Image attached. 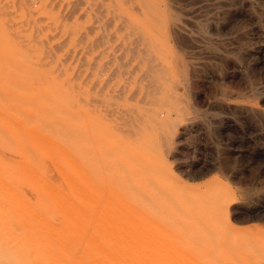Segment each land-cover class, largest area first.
I'll return each mask as SVG.
<instances>
[{
    "label": "rangeland",
    "instance_id": "rangeland-1",
    "mask_svg": "<svg viewBox=\"0 0 264 264\" xmlns=\"http://www.w3.org/2000/svg\"><path fill=\"white\" fill-rule=\"evenodd\" d=\"M2 1L10 3L12 0ZM64 1L60 0L59 2ZM160 4L159 13L163 15H157L153 37L166 44L165 52L159 51L160 54L155 50L154 53L145 56L124 51L121 60L115 61L110 64L111 66L107 65V68L110 69L113 67L112 65L116 67L117 64H126L125 69L134 70V74H131L132 77L129 76L131 78L128 77L129 81L127 80L128 83L131 79L133 82L131 81L130 86H127L131 88L132 92L136 91L137 96L132 101L127 100L126 103H124V99L123 101L118 100V103L113 99L112 102L119 104L120 107L138 110L141 115L140 126L142 129L144 124L155 127L157 125L158 129L151 128L152 142L156 141L154 142L156 153L155 156L154 154L152 156L155 158L154 162L162 164L160 163L159 166L155 164L156 162L152 164L161 170L151 164L148 165L151 169L143 166L142 161L145 160V157H149L144 154L146 150V146H143L146 145L144 133L141 132L142 130L138 131L137 135H134L135 137L127 132L124 133L122 129L125 128L122 126V120H120L121 122L117 121V115L106 116L108 121H105L108 123L105 122V124H108L112 131H115L117 127H122L121 130L118 129L120 133L116 131L118 137L116 136L117 138L115 137L114 140L120 150L115 148L112 151V157L108 152H102V155L106 156L104 157L106 158L104 167L101 168L102 172H98L100 171L98 166L91 164L94 162L97 165V161L93 159L97 160L98 158L92 156L98 157L99 154L96 153L97 148H93L94 144L91 142L93 134L88 121L86 122L89 125L86 124V127H89L91 133L85 128L87 131L85 134H87L84 136L86 138L78 137L79 132H77L78 138L75 141L79 145V142L84 139L83 143L87 145H84L87 150L83 152V155L86 153L85 156H80L81 154H78L77 150L73 153L74 149L70 147L69 142H67L69 144L67 146L66 141L77 124L79 125L80 120L86 118L90 121L92 107H88L86 101L89 102L92 98L93 83L96 80L99 82L98 78L105 75L101 73L103 76H100L98 73V76H94L95 60L100 66L103 61L111 62L112 60V57L108 56L111 55L112 49H106L107 53L108 50H111L106 56L109 57V60H105L106 57L102 54L104 51H101L104 59L101 58L103 61L99 63L101 60L97 55L100 51L96 52L97 46L103 44L106 45H102L105 48H112L111 44L115 40L119 45L123 41L129 48H141L142 41L140 40L143 38L138 33H131L126 28L122 31H115L116 23L110 24V28L107 26L109 28L107 31L106 27V29L102 27L104 19L101 17L99 22L103 19L101 27L105 29V33L96 25L98 21L94 20L96 23L90 25L93 26V29L89 35L87 30V36L78 39L71 32L76 29L78 23L80 24V20L83 22V18H80L76 25L74 24L75 17L71 21L60 20L58 17L61 16L63 10H60L59 7L53 10L52 19L47 15L46 29L43 32L45 39L47 38L44 51L46 61L44 59L38 63V59L34 56L31 59L34 64V66L32 64V68L44 74L42 106L47 110L50 108L48 112L43 108L42 113L48 120L44 119L45 117L38 120L32 116L34 121L32 125L37 124L39 129L51 134L49 144L45 146L46 149L44 146L37 148L34 140L31 141L32 150L33 148L37 150H33L34 153L36 152L35 156H38L36 158L40 166L37 165L41 171L43 169L42 172L46 177L49 176L50 180L47 178L49 182L54 187L65 191L64 193L71 199L75 194L70 189L69 180H73L77 184L80 182L85 184L81 186H84L86 196L90 201L88 199L85 203L79 201V204L77 200L78 205L83 206L82 210H85L78 215L80 217H77L76 221L81 230L80 233L77 227L78 240L81 244L79 247L82 248V251L84 249L83 252L89 256L87 258L90 261L96 263H135L136 261V263L146 264H264V0H161ZM95 13H92L93 17L97 16H94ZM90 19H93L92 16ZM90 19L85 20L84 18V21H89L91 24V21H94H90ZM83 23H81V31L85 26ZM96 28L102 31L99 30V32ZM11 32L9 31V33ZM101 32L104 36L109 34L108 37L103 38ZM96 34L101 38L102 43L98 37V40L95 38ZM109 37L113 42L110 45L108 44L110 41L104 44L105 39L109 40ZM13 41L17 45L19 44L18 41ZM137 41L139 44L136 43ZM94 43H99V45L95 47ZM103 47L99 49L104 50ZM117 48L120 49V47ZM121 51L123 50L121 49ZM105 53L104 55H106ZM109 62L106 63L109 64ZM105 64H103L104 67ZM155 64L161 70L154 69L153 65L155 66ZM104 67L101 69L103 70ZM124 78L115 77L113 79L117 80L112 82L122 85ZM152 79L157 84V88L151 87L149 84ZM45 84L49 90L46 89ZM60 89L61 91H59ZM48 92H50L49 95ZM55 103L58 106L62 103L60 104L61 108L57 107ZM67 104L69 105L67 106ZM97 106L99 107L98 104ZM69 108L74 113L78 112V117L72 113L73 111L71 112V109L69 111ZM79 109L85 111L84 117ZM10 112L16 113L17 119L27 121V116L23 117L20 111L12 110ZM52 119L54 120L51 121ZM50 121L53 124H50ZM109 121L110 124L119 123L121 125L116 124L114 129L113 124L110 127ZM63 122L65 125L62 124ZM37 126L35 127L37 128ZM56 129L61 132L59 135ZM72 129L74 130L72 131ZM148 132L146 130V134H149ZM60 135L69 137L63 138ZM57 136L61 138V141ZM80 139L81 141H79ZM53 140L59 142H57V146L51 143ZM119 141L122 143L120 144ZM133 143L139 144L140 147L134 146ZM63 144L67 149L65 147H63L64 150L62 149ZM124 144L130 145V147L124 146L121 149L120 145ZM155 144L159 147L157 145L156 147ZM48 147L49 150H47ZM129 149H131L130 158L127 153ZM0 150H3L0 151V154L5 158L16 161L14 159L15 152L8 151L7 153L5 151V154L4 150L7 149L1 148ZM133 151L138 153L136 156L139 161L133 158L136 154ZM76 153L82 160H85L86 157L88 166L77 155H74ZM145 153L147 154V152ZM9 154L11 155L8 156ZM69 154L74 155L81 164L86 165V170H90V174L87 173L89 177L87 180L92 185L79 177L77 169L73 171L72 161L70 159H68L69 162L67 161ZM157 157L160 162L157 161ZM42 159L46 160L48 164L44 163L45 161ZM117 160H120V163ZM63 163L65 166L72 163L67 166L68 171L64 170L66 167ZM43 164H46L47 168L50 166L47 169L49 171L44 168L46 165ZM106 164L108 167L110 164L111 166L108 168ZM124 164L127 168L123 167ZM151 166L155 168L152 169ZM57 167L61 169L62 173L64 171L68 174V180L65 178L66 176L61 175L62 173ZM69 168L74 173L69 171ZM115 168L118 170L112 172ZM146 168L148 169L146 170ZM93 169L97 174L93 172ZM108 173H111L110 176ZM72 174L76 175L75 179ZM120 174L126 177L122 178L123 176ZM59 179L63 183L58 181ZM93 180L97 185H93ZM121 180L125 184H122ZM57 181L60 185L63 184V187L58 185ZM87 183L90 189L87 188L89 187ZM28 186L32 187L33 192H27L31 190L26 188ZM16 188L20 192L23 191L21 194L30 202L37 197L35 203L31 202L33 204L38 205L41 199L45 200L44 195H41L44 192L31 183ZM97 188H101V190ZM25 193H28V197L25 196ZM97 196H99L98 199ZM46 201L44 202L50 203V201ZM91 201L92 203H90ZM89 206L93 207L91 211ZM83 215L87 220L89 219L88 223L87 220L86 223L82 221L84 226L81 224V220H85ZM86 216L92 219L90 220ZM55 218L59 219H53L57 226H59L58 224L60 226L68 224V220L64 219L61 214ZM60 219L65 221L64 224ZM24 222L27 221L23 220L22 223H19L23 225ZM3 229L5 228L3 227ZM6 229L9 236L16 233L14 228ZM84 239L86 240L84 241ZM89 244L91 248L88 247Z\"/></svg>",
    "mask_w": 264,
    "mask_h": 264
},
{
    "label": "bare ground",
    "instance_id": "bare-ground-1",
    "mask_svg": "<svg viewBox=\"0 0 264 264\" xmlns=\"http://www.w3.org/2000/svg\"><path fill=\"white\" fill-rule=\"evenodd\" d=\"M59 1L60 0H58V1H55V0H12L10 3L9 2H3L2 0L0 1V149L1 148L7 149V150H4V153H5V151H7V153H8V151L9 152L13 151V153L15 152L14 159L16 160V161L8 160L2 154H0V227H1V229H0V264H146V263H143L142 261H141L142 263H139V262L136 263V261H135V263H115V262L96 263V262L90 261L87 258L88 255L85 252H83L84 249H83V251L81 250L82 248L80 249V247H79L80 243H79L78 235H77V227L78 226H77L76 220H77V217H80L78 215L81 212L83 213V210H85V209L82 210L83 206L81 207L80 205H78V203L80 204L79 201H81L82 203H85L87 199L89 201H90V199L87 198V196H86L87 193H86L84 186H81L83 183L80 182L81 184L80 183L77 184V183H74L73 180H69L70 181L69 182L70 183V189L75 194L74 198L71 199L69 196H67L64 193L65 191L63 192L58 187H54L49 182V180H50V178H48L49 176L46 177L45 174L42 172L43 169L41 171L37 165V164H39V163H37L38 160L36 158L38 156H35L36 152L34 153V151H37V150H35L34 148H33L34 151L32 150L31 141L34 140V142L37 145V148H39L40 146L45 147L49 144L48 142H49V137H51L50 136L51 134L49 135V133H46L44 130L39 129L37 124H35V126H37V128L34 125H32V122H34L32 116L35 119L38 118V120L40 118L42 119L43 117H45L42 114L43 108L45 109V107L42 106V103L44 100V97H43V94H44V92H43L44 91V79H43L44 74L42 72H39V71L34 70L32 68L34 66V64L31 62V59L34 56V58L38 59V63L44 61V59H45V52L44 51L46 50L45 44L47 43V38L45 39L43 32L46 29V26H45L46 20H47L48 16L50 17V19H52L53 10L57 9L58 7L60 10H63V11H61V16L58 17V18H60V20L71 21L75 17L74 18V24L76 25L78 23V20H80V18H83L82 20L86 24H84L80 20L79 21L80 24L78 23V25L76 26V29H74L73 32H71V34L73 36H76L78 39H82V38L86 37L88 31H89L88 32V35H89L90 31L93 29V26H90V25H93L96 23L94 20L98 21L96 23V25H98L99 27L96 25H94V26L101 28V29H102V27L107 28V26L110 28V26H109L110 24L113 25V23L114 24L116 23L115 24L116 26H114V27H116V28H114L115 31L116 30L122 31V30H125L124 28H126L131 33H138V35H141V38H143L142 40H140V41H142L140 43L141 48L137 47L138 49L137 48L133 49V48L127 47L123 41L119 45V43L116 42L115 40H114V43L111 44V45H113L112 48L111 47L105 48L103 46H106V45L101 44L102 40H101V38H99V36H100L99 33H97L99 36L96 34L95 38L97 39V37H98V39H100L101 43L99 41L98 42L101 45H99V43L98 44L94 43L95 47L97 45H99L100 47L97 46L98 49L102 48V47L104 49V50H102V49L98 50L97 49V51H96L97 53H98V51H100L99 54L97 55L98 59L99 58H100L99 60H101V58L104 59L103 56L106 57L111 52V50H108V53H107L106 49H112L111 55H108V56L112 57L113 62L110 58L112 63L109 61H106L107 63L109 62V64H107L102 59L101 61H99V63L103 61V64H105V63L106 64L104 67L103 64L101 63V66H102L101 67L99 64H97V61L95 60L96 57L94 58L95 65H96V67H94L95 68L94 76L96 77L99 74H100V76H103V75H101V73L105 74V75L102 78L99 77L100 79L98 78L99 82H97V80H96L93 83L92 98L89 102L86 101L87 106L92 107L91 116L88 115L90 117V121L86 120V118H82L79 122V125L77 124L76 128H74L75 130L72 129V131L73 130L74 131L72 132L70 138H68L69 136H66L68 139H67V141L66 140L65 141H66V144H67V142L70 143V147L74 149L73 153H74V151L77 150L78 154H81L80 156H85L86 153L83 155L84 150H86L84 148V145L85 146H87V145L83 143L84 139L82 141H81V139L79 140V141H81V142H79V145L75 141L77 140L78 137H81V136H82V138H86L84 136L85 132H87L85 130V128L89 130V133H91L90 129H89V127H91L92 134H93V141H91V142L94 144L93 148H95V149L97 148L96 150H98V151H96V153L99 154L98 157L92 156L93 158H98L97 160L93 159V160L97 161V165L94 162L91 164L93 166L94 165L98 166L100 171H98L97 169L96 170L98 172H102L101 168L104 167V162L106 159V158H104L106 156H103L102 154L104 152H108L109 155L112 157V151H114L115 148H117V150L119 149L118 148L119 146L115 145L114 140L118 137L117 136L118 133L116 131L121 130L122 127L121 128L117 127L116 128L117 130H116L115 125L119 124V123H115V125L113 123H111V124H113L112 126L115 129V131H112L109 128L108 124H105V122L108 123L107 122L108 121L107 120L108 115H111V116L113 115L112 117L117 115V118H118V119L116 118L117 121L122 120V122L121 121L120 122L122 123V126L125 128V129H122V131L124 133L127 132L129 135H133V136L137 135V132L138 131L140 132L141 130H142L141 132L144 133L146 145H143V144H140V145L146 146L145 152H147V154L143 151L144 148H143L142 152H144V154L149 156V157H147L148 158V160H147V158L144 155L145 158L144 157L143 158L145 160L142 162H143V166H147L148 168H150L149 167L150 164L153 165L152 163L156 162V161L154 162L155 158L152 156L153 154L155 156V153H156V151L154 150V142H156V141L152 142L153 138L151 139V137L153 136L151 134V128L155 127V126H152L150 124L149 125L144 124L143 129H142L140 126L141 125L140 124L141 123L140 122L141 121L140 120L141 115H140L139 111L134 109V108L120 107L119 104H117L118 100L123 101V99H124V103H126L127 100L132 101V99H134L137 96L138 93L136 91L132 92L131 88H128V86H130L129 83L132 81V79L129 83H128V81L132 77L131 74L132 75L134 74V72H133L134 70L125 69L126 64L125 65L124 64H119V65L117 64V65H115L116 67H114V65H112L113 67H110V69H109V67L107 68V65L113 64V63H115V61L117 62V61L121 60V58L124 54L123 53L124 51L125 52L138 53L140 55H145V56H149L150 54L154 53L155 50L157 52L160 51L161 53L165 52L166 44L153 37L154 33H155L154 30H155V25L157 22V15L160 14L159 8L161 5L160 4L161 0H65L62 3ZM105 2H107V3H105ZM83 6H84V8L82 9ZM92 13L93 14L95 13L94 16H96V15L97 16L93 17ZM97 13L99 14V16ZM89 14H92L91 16L93 19H90L91 16ZM101 17H103V19H104V21L102 19V21L104 22L103 26L101 24L102 21L99 22V19L101 20ZM84 18H85V20L90 19V21L93 20L94 22L91 21V24H90L89 21L85 22ZM81 23H83V25H85L82 28L83 31H81V26H82ZM109 28H107L106 30L108 31ZM101 29H99V30L100 31L103 30V32L105 31V29H102V30ZM99 30L97 29V31H99ZM9 31H12V32L9 33ZM102 34L103 33L101 32V35ZM107 35H109V34H107ZM107 35H105V36L108 37ZM102 36H103V38L105 37L104 35H102ZM110 37H111V35H110ZM112 38H114V37H112ZM13 40L18 41L19 44L17 45ZM97 40H95V42H97ZM105 40L106 41H104V44H106L105 42L108 43V41H110L108 43L110 45V43L113 42V41H111V38L109 40H107V39H105ZM167 41H169V40H167ZM117 43H118V45H117ZM136 43L139 44L138 41ZM114 44H115V46H114ZM133 44H134V42H133ZM117 47H120V49ZM55 48H57V47L55 46ZM121 49L123 51H121ZM101 51L102 52L104 51V52L102 53ZM101 53L103 54V56ZM104 53L106 55H104ZM108 58L106 57L105 60L106 59L109 60ZM45 61H46V59H45ZM32 64H33V66H32ZM156 64H155V66L153 65V68L156 70L159 68V70H161L160 67ZM103 67H104V69L102 70L101 68H103ZM137 69H138V67H137ZM97 70H100V71L95 73ZM107 70H109V71L107 72ZM158 72H160V71H158ZM122 75L123 76L125 75L126 77L124 76L125 77L124 78ZM161 75H162V73H161ZM129 76H131V77H129ZM95 77H94V79H95ZM115 77L124 78L123 79L124 84H122V85H117L116 83L114 84V82H112V81H115L118 79L117 78L114 80L113 78H115ZM128 77H129V79H128ZM147 77H148V75H147ZM46 81H48V80H46ZM118 81H120V80H118ZM47 84H48V82H47ZM47 84H45L46 89L48 88ZM149 84H151V87L154 86V88H157V86H156L157 84L154 82L153 79H152V81L149 82ZM61 89L59 91H61ZM48 90H49V88H48ZM56 90H54V91H56ZM51 91H53V90H51ZM49 93L50 92H48V95H49ZM59 94H57V95H59ZM142 98H143V96H142ZM48 99H50V98H48ZM113 99H115V101L117 100V103L112 102V101H114ZM46 101H47V99H46ZM64 103H67V102H64ZM57 104H59V103H57ZM60 104H62V103H60ZM60 104H59V106H60L59 107L55 103V105L57 107L61 108ZM69 104H70V102H69ZM69 104H67V106ZM97 104L99 105V107L97 106ZM53 107H54V105H53ZM46 108H47V106H46ZM70 109L71 108H69V111H70ZM12 110L15 112L20 111L23 114V117H24V115L27 116V121L25 122L21 119H17V117L15 116L16 113L12 114L10 112ZM46 110L47 109H45V111ZM48 110H47V112H48ZM59 110H62V109H59ZM72 111L73 110L71 109V112ZM20 112H19V114H20ZM60 113H62V112L60 111ZM72 113H74V111ZM75 113H74V115H77L78 112L76 114ZM22 114H21V116H22ZM81 114L83 115L82 117H84L86 115L85 111H81ZM51 116H53V115H51ZM63 116H65V115H63ZM77 117H78V115H77ZM44 119H47V118L45 117ZM47 120H42V121H47ZM53 120L54 119H52L51 121H53ZM62 120H63V118H62ZM105 120H107V121H105ZM63 121H65V120H63ZM86 121H88L91 124V126H89V127L87 126L88 128L86 127V124H88ZM68 122H65V123H68ZM111 122H112V120H111ZM50 124H53V123L51 122ZM62 124H64V122ZM109 124H110V121H109ZM111 124H110V127H111ZM68 125H71V124L68 123ZM119 125H121V124H119ZM155 128L158 129L157 125ZM57 129H56V131H57ZM66 130H67V128H66ZM146 130L149 131L148 132L149 134H146ZM57 132H58V135L61 133V132H59V130ZM77 132H79L78 137H77V135H78ZM119 133H120V131H119ZM153 133H154V135H156L154 131H153ZM60 136H62V135H60ZM66 137H63V138H66ZM57 138H60V137L57 136ZM155 138H157V137H155ZM59 140L61 141V138ZM120 140H122V139H120ZM145 140H143V141H145ZM53 141L51 143H53L54 146H57L58 141H55V140H53ZM88 141H90V140H88ZM119 143L121 144L122 142L119 141ZM127 143H129V142H127ZM141 143H144V142L141 141ZM92 145H91V148H92ZM135 145H136V143L134 144V146ZM137 145L139 146V144H137ZM156 145L157 144H155V146ZM58 146H59L58 148H60V145H58ZM67 146H69V144H67ZM120 146H122L121 147V149H122L126 145L124 144V145H120ZM63 147H65L64 144L62 145V149H63ZM126 147L127 148L130 147V145L126 146ZM45 149H46V147H45ZM95 149H93V150H95ZM47 150H49V147ZM50 150H51V148H50ZM0 151L2 152L3 150H0ZM130 151H131V149H129L128 152L125 151L129 154V156H128L129 158L131 155ZM159 151H160V148H159ZM92 152H94V151H92ZM92 152H91V154H92ZM116 152H118V151H116ZM133 152H132V155L134 153H136V152H134V153ZM48 154H49V151H48ZM53 154H54V152H53ZM70 154L68 156L69 158L67 157V161H68V159H70V161H72L73 164L72 163H69V164L74 165L73 171H76V169H77L79 177L82 180H84V182H85L87 180V177H88L87 173L90 174V170H86V165H87L86 162L88 163V161L86 160V157H85V160H86L85 161V160H82L81 157H79L77 155V153L74 154V155H77L81 159V161L85 162L86 165H84V164L80 163L78 158H76L74 155H70ZM97 154H95V155H97ZM137 154L138 153H136L135 156ZM10 155L11 154H9L8 156H10ZM38 155H39V153H38ZM93 155H94V153H93ZM142 155H141V157H142ZM12 156H13V154H12ZM135 156L133 158L136 159L137 161H139L137 156H136V158H135ZM44 157L46 158L45 155H44ZM56 158H58V157H56ZM129 158H127V159H129ZM119 159H121V158H119ZM124 159H122V160H124ZM43 160L44 159H42V161ZM44 161H45L44 163L48 164V162L46 160H44ZM117 161L120 163V160H117ZM129 161H130V159H129ZM157 161L160 162L158 160V157H157ZM111 162H112V160L110 161V163ZM77 163H78V165H77ZM57 164H59V163H57ZM63 164L65 166V163H63ZM121 164H122V162H121ZM155 164H157L159 166V164L157 162ZM155 164L153 166H156ZM124 165L125 166H123V167L125 168L126 164H124ZM128 165H129V163H128ZM139 165H141V164H139ZM39 166H40V164H39ZM55 166H57V165H55ZM67 166H65L66 169L64 168V170L68 171ZM93 166H92V168H93ZM106 166H107V164H106ZM110 166H111V164L109 165V167ZM153 166H151L152 169L155 168V167L153 168ZM158 166H156V167L159 170L160 168H158ZM49 167L50 166H48V168ZM160 167L162 168V166H160ZM44 168L47 170L48 169L47 165ZM57 168L60 169L59 167H57ZM148 168H146V170ZM88 169H90V168H88ZM118 169L115 168L112 172H114L115 170H118ZM134 169H135V165H134ZM53 170H55V169H53ZM70 170L71 169L69 168V171ZM111 170H112V167H111ZM47 171H49V170H47ZM129 171L131 172V170H129ZM60 172H61V169H60ZM93 172H96V171L93 169ZM152 172H154V171H152ZM47 173H49V172H47ZM116 173L118 174V172H116ZM116 173H115V175H116ZM52 174H54V173H52ZM96 174H97V172H96ZM101 174H103V173H101ZM110 174H109V176H110ZM54 175L57 176V174H54ZM61 175H64V177L66 176L65 178L68 180L69 176L67 173H65L63 171V173ZM72 175H73L72 176L73 179H75L76 175L75 176H74V174H72ZM121 175L123 176L122 178L126 177L123 174H120V176ZM127 177L129 178V176H127ZM125 179H124V181H126ZM54 180H55V177H54ZM56 180H57V178H56ZM58 181L63 183V181L60 179ZM58 181H57V183H59ZM76 181H77V179H76ZM87 182H89V181L87 180ZM93 182H94V180H93ZM131 182L133 183V179ZM27 183L33 184L37 189L44 192L41 194L42 196L44 195L43 197H45V200H43L44 198L41 199L43 201V203H40V202H42L40 200V202H39L40 204L39 203H38V205L33 204V203H35L34 201L37 197L34 200L31 197V199H32L31 202H33V203H31L30 200L26 199L23 196V194H21V192H23V191L20 192L16 188V187H19L20 185H21V187L25 186ZM121 183H122V180H121ZM123 183L125 184V182H123ZM89 184L92 185V183H90V182H89ZM58 185H60V183ZM83 185H85V184H83ZM93 185H97V184L94 182ZM60 186L63 187V184H61ZM87 186H89L88 183H87ZM128 187H130V186L128 185ZM26 188L31 189L32 187L28 186ZM87 188L90 189V186ZM94 188H95V186L93 187V189ZM24 190L26 191V189H24ZM98 190H101V188ZM29 191L33 192L32 189L28 190L27 192H29ZM115 192H116V190H115ZM27 194L25 193V196ZM37 194H38V192H37ZM68 194H69V192H68ZM27 197H28V195H27ZM71 197H73V195H71ZM98 197L99 196H97V199H98ZM46 199H47V201H46ZM77 200H78V203H77ZM219 200H220V198H219ZM44 201H46V202L50 201V203L48 202L49 203L48 204V203H45ZM215 201H216V199H215ZM90 203H92V201ZM220 203H222V202H220ZM211 204H213V203H211ZM223 206H225V205H223ZM89 207H90V211H91L92 210L91 208H93V207L92 206H89ZM87 209H88V207H87ZM222 210H223V208H222ZM223 212H224V210H223ZM85 213L87 214V212H85ZM59 214H61L64 217V219L68 220L67 225L60 226V224H58V221H57V224L59 226H57L55 224L56 221L53 219H58L55 217H57V215H59ZM91 215H93V214H91ZM84 216L85 215H83V217ZM86 217L90 218L88 216H86ZM61 219H62V217H61ZM84 219L85 220H81L82 225H83L82 221L85 222L87 220L85 217H84ZM91 219L92 218H90V220ZM23 220L27 221V222L26 223L24 222L25 224L23 223V225H22L20 223H22ZM62 220H61V223L63 222V224H64L65 221H62ZM78 220H79V218H78ZM88 221H89V219L87 220V223H88ZM100 223H102V222H100ZM2 226L5 229H3ZM102 226H103V224H102ZM6 228H14V229H16L15 230L16 233L15 234L13 233L14 235L9 236V235H7L8 231ZM84 228H86V227H84ZM99 228H101V226H99ZM104 228H102V229H104ZM5 230H6V232H5ZM10 231H12V230H10ZM78 231H80V233H81V230L79 229V227H78ZM82 236H83V234H82ZM79 237H81V236H79ZM89 238H91V237H89ZM85 240L86 239H84V241ZM85 243L88 244V242H85ZM89 243L91 244V242H89ZM90 244L88 245L89 248H91ZM97 249H99V248H97ZM92 250H94V249H92ZM91 254L96 255L95 253H91ZM147 264H152V263H147ZM190 264H192V263H190ZM193 264H205V263H193Z\"/></svg>",
    "mask_w": 264,
    "mask_h": 264
}]
</instances>
